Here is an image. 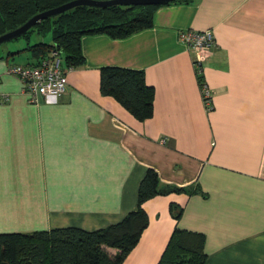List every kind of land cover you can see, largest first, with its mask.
<instances>
[{
    "label": "crops",
    "instance_id": "0c3cea01",
    "mask_svg": "<svg viewBox=\"0 0 264 264\" xmlns=\"http://www.w3.org/2000/svg\"><path fill=\"white\" fill-rule=\"evenodd\" d=\"M188 29H210L217 42L202 62L211 110L180 39ZM81 47L85 61L67 70L64 95L39 103L9 72L29 59L0 53V233L117 223L154 168L191 192L144 203L149 225L122 264H158L176 227L205 235L206 264H264V0L163 5L153 26L85 34ZM108 66L144 71L150 118L101 91Z\"/></svg>",
    "mask_w": 264,
    "mask_h": 264
},
{
    "label": "trees",
    "instance_id": "16d2710c",
    "mask_svg": "<svg viewBox=\"0 0 264 264\" xmlns=\"http://www.w3.org/2000/svg\"><path fill=\"white\" fill-rule=\"evenodd\" d=\"M72 0H0V35L12 31L32 16ZM112 5L106 8L78 6L55 17L44 19L36 29L51 30L53 42L29 44L11 56L29 50L36 64L53 50L61 52L65 67L84 63L81 39L90 33H106L123 38L154 24L155 11L167 4ZM200 78L203 76H199ZM101 91L117 98L136 118L143 121L154 112V87L147 83L144 71L119 66L103 67ZM191 192L189 187L165 184L158 172L149 168L140 182L136 209L106 227L87 230L77 226L55 227L31 232L0 233V264H122L138 244L149 225L144 208L146 201L171 193ZM172 214L179 219L183 208L171 204ZM206 237L203 233L176 227L158 264H206Z\"/></svg>",
    "mask_w": 264,
    "mask_h": 264
},
{
    "label": "built area",
    "instance_id": "2783aa9c",
    "mask_svg": "<svg viewBox=\"0 0 264 264\" xmlns=\"http://www.w3.org/2000/svg\"><path fill=\"white\" fill-rule=\"evenodd\" d=\"M181 41L196 55L194 62L198 76H203L202 62L209 50L217 45L212 30H185L180 34ZM64 59L58 50L51 51L40 58L36 64H14L9 68L11 74L23 82V90L29 95L30 101L39 103L42 100H58L67 90L68 78ZM204 103L208 110L213 108V94L204 76L199 77ZM5 99L6 96H2Z\"/></svg>",
    "mask_w": 264,
    "mask_h": 264
},
{
    "label": "water",
    "instance_id": "95a60500",
    "mask_svg": "<svg viewBox=\"0 0 264 264\" xmlns=\"http://www.w3.org/2000/svg\"><path fill=\"white\" fill-rule=\"evenodd\" d=\"M172 1H176V0H72L55 8H51L49 10L40 12L32 16L28 21H26L20 27L0 35V45L12 39H16L25 35L38 22L47 18L55 17L63 12H66L78 6L106 8L112 5H139V4L155 5V4H165Z\"/></svg>",
    "mask_w": 264,
    "mask_h": 264
},
{
    "label": "rangeland",
    "instance_id": "374dc122",
    "mask_svg": "<svg viewBox=\"0 0 264 264\" xmlns=\"http://www.w3.org/2000/svg\"><path fill=\"white\" fill-rule=\"evenodd\" d=\"M53 42V33L51 30H46L44 33H39L36 29L32 30L27 36L19 37L16 39H12L6 43L0 45V53H7L8 51H19L22 48L27 47L29 44H34L37 42ZM15 61L17 63H23L29 59L32 61L35 59V56L29 50H24L15 55Z\"/></svg>",
    "mask_w": 264,
    "mask_h": 264
}]
</instances>
